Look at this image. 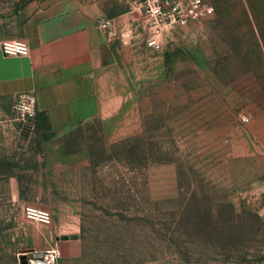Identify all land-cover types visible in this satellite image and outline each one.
<instances>
[{"label": "rangeland", "instance_id": "obj_1", "mask_svg": "<svg viewBox=\"0 0 264 264\" xmlns=\"http://www.w3.org/2000/svg\"><path fill=\"white\" fill-rule=\"evenodd\" d=\"M38 1L0 0V31ZM211 2L154 49L158 76L131 73L118 115L89 125L106 172L82 191L79 229L0 213V264L52 244L60 264H264V0Z\"/></svg>", "mask_w": 264, "mask_h": 264}, {"label": "crops", "instance_id": "obj_2", "mask_svg": "<svg viewBox=\"0 0 264 264\" xmlns=\"http://www.w3.org/2000/svg\"><path fill=\"white\" fill-rule=\"evenodd\" d=\"M33 6L15 34L10 22L8 31H0V41L15 37L30 50L21 56L0 48V213L22 216L23 205L39 206L51 211L61 230L75 231L82 191L102 166L104 177L106 172L105 161L101 166L92 153L97 144L88 127L118 115L131 73L137 87L154 71L158 76L159 62L149 58L159 51L145 46L148 27L126 0ZM101 18L112 20L110 31L97 26ZM22 92L36 97L33 130L21 126L14 109Z\"/></svg>", "mask_w": 264, "mask_h": 264}, {"label": "built area", "instance_id": "obj_3", "mask_svg": "<svg viewBox=\"0 0 264 264\" xmlns=\"http://www.w3.org/2000/svg\"><path fill=\"white\" fill-rule=\"evenodd\" d=\"M130 10L148 27L145 45L159 50L163 47V39L177 27L188 24L201 25L214 14V6L209 0H126ZM113 22L109 18H101L97 26L110 31ZM1 50L8 55L29 54L28 44L17 38H4L0 41ZM14 109L25 130H33L36 116V97L32 92H22L14 103ZM248 121L247 116L242 117ZM24 217L36 224H49L52 221L50 210L25 204L22 207ZM61 249L57 244L48 247H31L18 252L19 264H60Z\"/></svg>", "mask_w": 264, "mask_h": 264}]
</instances>
